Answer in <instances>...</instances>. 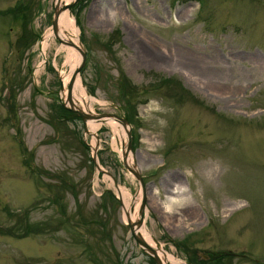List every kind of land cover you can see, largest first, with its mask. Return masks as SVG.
<instances>
[{
  "label": "rangeland",
  "instance_id": "rangeland-1",
  "mask_svg": "<svg viewBox=\"0 0 264 264\" xmlns=\"http://www.w3.org/2000/svg\"><path fill=\"white\" fill-rule=\"evenodd\" d=\"M54 4L0 0V264H156L118 187L132 211L141 192L153 238L187 264H264V0L68 8L86 51L83 111L127 117L143 187L119 121L115 143L109 121L62 109L63 38L45 56L39 43Z\"/></svg>",
  "mask_w": 264,
  "mask_h": 264
},
{
  "label": "bare ground",
  "instance_id": "bare-ground-1",
  "mask_svg": "<svg viewBox=\"0 0 264 264\" xmlns=\"http://www.w3.org/2000/svg\"><path fill=\"white\" fill-rule=\"evenodd\" d=\"M73 0H57V7L61 9L64 4L69 3ZM52 30V29H51ZM51 30H48L43 37L41 38L40 48L42 50V54L45 56L46 49L50 42V37L53 34ZM65 31L66 34L64 33ZM79 29L77 27L74 15L72 12L68 9H62L60 10L59 17H58V26H57V36H60L63 38V41L60 45H58L56 51H65V57H66V63L69 64L70 68L66 69L65 71H62V78H63V97L66 100L67 98V82L70 80L72 73L75 69V67L78 66L80 63V54L75 46L67 45L64 41L72 42L73 44L79 46ZM67 35V36H66ZM55 36V35H54ZM52 42V41H51ZM82 48V47H81ZM71 88V100L73 102V106L76 105V107H79L81 110H84L87 108L88 111H90V104H91V97L87 95L86 90L83 85V81L81 76L78 74L76 75L74 82L72 84ZM91 112V111H90ZM89 113V112H88ZM102 120H107L110 122V124L113 127V130L115 132V138L113 142L116 143V140H120L123 136L121 128L118 123L114 122L113 118L110 117H104L101 118ZM89 127L93 130H95L98 125H92L91 121H89ZM118 195L123 199L124 205H125V219L128 220L129 223H136L138 219L141 217V214L139 212L140 207V200H141V192L137 194V196L134 199V210L132 211L130 208V203L128 201L129 193L126 192L124 189L118 187L117 189ZM148 216V215H147ZM139 237H141L145 242H147L150 246H152L155 249L156 254L160 258L162 264H187L182 258H180L178 255L168 251L164 248V246L161 243H158L150 233L149 229L146 226L145 216L142 217L141 224L137 227L136 230Z\"/></svg>",
  "mask_w": 264,
  "mask_h": 264
},
{
  "label": "water",
  "instance_id": "water-1",
  "mask_svg": "<svg viewBox=\"0 0 264 264\" xmlns=\"http://www.w3.org/2000/svg\"><path fill=\"white\" fill-rule=\"evenodd\" d=\"M77 0H73L69 3H66L63 5V7L61 9H59L55 4H54V15H53V19H52V24H51V27H52V32L55 36H57V26H58V17H59V13H60V10L62 9H68L70 7L73 6V4L76 2ZM67 45H72V46H75L76 49L79 50L80 54H81V61L79 63V65L74 69L73 73H72V76L68 82V88H67V100H68V103L70 104V106H67L65 104L64 107L71 111V114L67 115L66 117H70V116H76V117H80L82 120L86 121L87 118H96V119H101V118H104V117H110V118H113V119H116L117 121H119L126 129H127V133H128V142L126 144V151L125 153L123 154V161L125 163V165L131 169V171L134 173V175L136 176V178L138 179L139 181V184L141 187H143V179H142V175L137 171L135 170V168L133 167H130L128 164H127V158H128V152H129V149H130V145H131V134H130V131L127 127L128 125V120H127V117L126 116H123V115H120V114H115V113H101L99 115H94V114H88L86 113L85 111L81 110V109H78L76 108L75 106H73V102L71 100V88H72V84L74 82V79L77 75V73L79 72L80 68L85 64V61H86V51L83 50L80 46H77L75 44H73L72 42H68V41H64ZM92 160L94 161L96 167L98 169H100L98 163H97V158H96V152L94 151L93 154H92ZM117 199L122 202V200L120 199L119 196H116ZM123 208H124V205H123ZM143 210H144V198H142V201H141V204H140V207H139V212L141 214V217L138 219V221L134 224L132 223H129V221H127V224L129 226V229H130V232L133 236V238L135 239V241L138 243V245L144 249L148 254L149 256L153 259V261L156 263V264H162L160 258L158 257V255L156 254L155 252V249L150 246L147 242H145L141 237H139V235L137 234L136 230H137V227L141 224L142 222V217H143Z\"/></svg>",
  "mask_w": 264,
  "mask_h": 264
},
{
  "label": "trees",
  "instance_id": "trees-1",
  "mask_svg": "<svg viewBox=\"0 0 264 264\" xmlns=\"http://www.w3.org/2000/svg\"><path fill=\"white\" fill-rule=\"evenodd\" d=\"M170 80L169 79H164L163 80V83L165 84V83H168ZM62 107V106H61ZM62 109L66 112V111H68L65 107H62ZM58 203V201H55V202H53V204H57ZM59 204V207H57L58 208V212H59V215L64 219V220H69L68 219V214L66 213V209H65V206H64V204L63 203H58ZM79 224H81V225H83V226H88L89 224H92V221H91V219H81L80 221H79ZM24 230V229H23ZM218 261V260H217Z\"/></svg>",
  "mask_w": 264,
  "mask_h": 264
}]
</instances>
